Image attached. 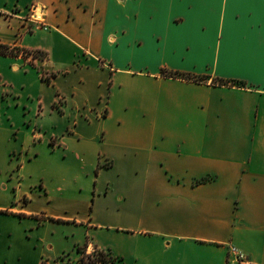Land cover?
<instances>
[{
	"label": "crops",
	"instance_id": "1",
	"mask_svg": "<svg viewBox=\"0 0 264 264\" xmlns=\"http://www.w3.org/2000/svg\"><path fill=\"white\" fill-rule=\"evenodd\" d=\"M3 47L0 264H264V0H0Z\"/></svg>",
	"mask_w": 264,
	"mask_h": 264
},
{
	"label": "trees",
	"instance_id": "2",
	"mask_svg": "<svg viewBox=\"0 0 264 264\" xmlns=\"http://www.w3.org/2000/svg\"><path fill=\"white\" fill-rule=\"evenodd\" d=\"M7 48L8 47L0 48V53L6 54L8 52ZM10 52L12 53L13 50L11 49ZM206 179L207 178H203L202 180H206ZM77 250L79 252H83L86 249H84L83 247L78 246ZM93 250H94L93 254H89L88 256L85 255V256L80 258V260L82 261V264H84L85 262L89 263V264H109V263H113V262H115L117 260V258L114 257L113 255H111L108 251L97 249V248H94ZM86 257H89L88 260L86 259ZM40 264H47V263L45 261H41Z\"/></svg>",
	"mask_w": 264,
	"mask_h": 264
},
{
	"label": "built area",
	"instance_id": "3",
	"mask_svg": "<svg viewBox=\"0 0 264 264\" xmlns=\"http://www.w3.org/2000/svg\"><path fill=\"white\" fill-rule=\"evenodd\" d=\"M30 18L34 19V15H31ZM28 27L31 30L33 28V24L32 23L29 24ZM40 27H42L44 29L46 28V26L42 25V24L40 25ZM23 54L28 56V57H30V58H32V59H34L36 57V55H37L35 52H24ZM59 100H60V97H59ZM93 251L94 250L92 249V251H90V252L87 251V250H85L83 252H79V255H78L77 259L75 260L74 264H82V261L80 260V258L85 256V255L88 256L89 254H93ZM230 251H231L232 259L235 262H237L239 264H249V261L247 260L246 256L243 253H241L239 250H237L235 247H233V246L230 247ZM62 256H64V255H62ZM88 258L89 257H86L87 260H88ZM59 260H63L62 257L59 258ZM59 260H56L55 264H59L61 262ZM84 264H89V263L85 262Z\"/></svg>",
	"mask_w": 264,
	"mask_h": 264
},
{
	"label": "rangeland",
	"instance_id": "4",
	"mask_svg": "<svg viewBox=\"0 0 264 264\" xmlns=\"http://www.w3.org/2000/svg\"><path fill=\"white\" fill-rule=\"evenodd\" d=\"M10 60L9 59H6V58H3V57H0V66H2V68L5 70V71H8V68H9V64H10ZM73 240V238L71 236H69L68 238V242H71ZM87 251H92V249L90 250H87ZM79 255V253H78ZM61 258V257H59ZM59 258H56L53 262H51V264H55L56 260H59ZM62 259L63 260H59L61 261L59 264H74L75 263V260L77 258H73L71 257L70 255H66L64 254V256H62Z\"/></svg>",
	"mask_w": 264,
	"mask_h": 264
}]
</instances>
